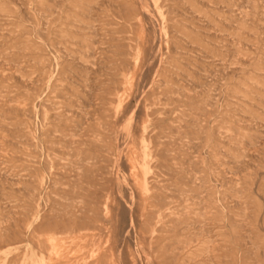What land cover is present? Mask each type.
I'll return each instance as SVG.
<instances>
[{
    "label": "rangeland",
    "instance_id": "rangeland-1",
    "mask_svg": "<svg viewBox=\"0 0 264 264\" xmlns=\"http://www.w3.org/2000/svg\"><path fill=\"white\" fill-rule=\"evenodd\" d=\"M0 264H264V0H0Z\"/></svg>",
    "mask_w": 264,
    "mask_h": 264
},
{
    "label": "bare ground",
    "instance_id": "bare-ground-1",
    "mask_svg": "<svg viewBox=\"0 0 264 264\" xmlns=\"http://www.w3.org/2000/svg\"><path fill=\"white\" fill-rule=\"evenodd\" d=\"M82 169V168H81ZM83 170V169H82Z\"/></svg>",
    "mask_w": 264,
    "mask_h": 264
}]
</instances>
